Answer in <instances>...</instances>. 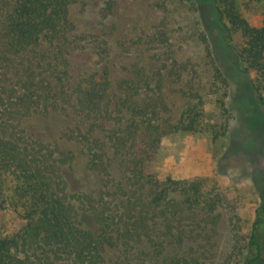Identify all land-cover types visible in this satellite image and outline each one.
I'll return each mask as SVG.
<instances>
[{
  "label": "trees",
  "instance_id": "obj_1",
  "mask_svg": "<svg viewBox=\"0 0 264 264\" xmlns=\"http://www.w3.org/2000/svg\"><path fill=\"white\" fill-rule=\"evenodd\" d=\"M188 1L217 32L246 82L242 99L264 120V25L252 27L241 6L264 0ZM96 6L104 24L118 0ZM90 7V0H0V211L23 223L0 235V264H179L181 256L167 253L184 246L190 216L221 203L199 182L147 172L163 138L197 130L203 103L173 117L153 85L157 74L114 82L105 33L81 35ZM78 39L95 59L91 72L75 67ZM81 158L97 185L70 196L63 170ZM258 199L240 264H264V175ZM74 200L93 215L96 232L81 227Z\"/></svg>",
  "mask_w": 264,
  "mask_h": 264
},
{
  "label": "rangeland",
  "instance_id": "obj_2",
  "mask_svg": "<svg viewBox=\"0 0 264 264\" xmlns=\"http://www.w3.org/2000/svg\"><path fill=\"white\" fill-rule=\"evenodd\" d=\"M90 2L81 35L105 33L114 55V82L131 79L133 72L157 74L153 85L164 90L173 117L189 102L203 103L197 130L163 138L156 159L147 165L160 181L199 182L205 197L221 200L216 210L205 207L190 216L184 246L169 247L168 257L181 256L179 264H240L264 175V120L257 105L242 99L246 82L231 54L188 0H118L115 17L104 24L96 15L100 0ZM241 6L252 27L264 25L262 5ZM80 40L75 67L91 72L95 59L81 49ZM85 165L82 158L74 170L65 165L68 195L90 194L97 185L98 177ZM6 190L10 196L12 185ZM74 202L81 227L96 232L93 215ZM22 226L15 215L0 211V235L15 234ZM110 258L117 260L114 253Z\"/></svg>",
  "mask_w": 264,
  "mask_h": 264
}]
</instances>
